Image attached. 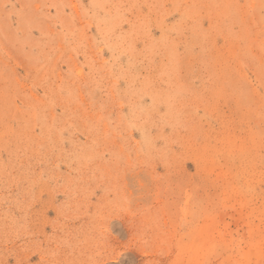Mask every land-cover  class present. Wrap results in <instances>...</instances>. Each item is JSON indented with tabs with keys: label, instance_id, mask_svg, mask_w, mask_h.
<instances>
[{
	"label": "rangeland",
	"instance_id": "rangeland-1",
	"mask_svg": "<svg viewBox=\"0 0 264 264\" xmlns=\"http://www.w3.org/2000/svg\"><path fill=\"white\" fill-rule=\"evenodd\" d=\"M0 264H264V0H0Z\"/></svg>",
	"mask_w": 264,
	"mask_h": 264
}]
</instances>
